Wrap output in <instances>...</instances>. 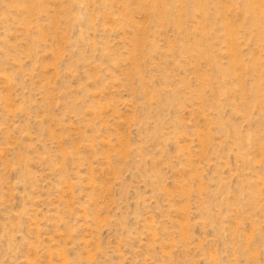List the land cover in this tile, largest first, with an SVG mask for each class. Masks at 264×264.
<instances>
[{
    "label": "rangeland",
    "instance_id": "374dc122",
    "mask_svg": "<svg viewBox=\"0 0 264 264\" xmlns=\"http://www.w3.org/2000/svg\"><path fill=\"white\" fill-rule=\"evenodd\" d=\"M0 264H264V0H0Z\"/></svg>",
    "mask_w": 264,
    "mask_h": 264
}]
</instances>
